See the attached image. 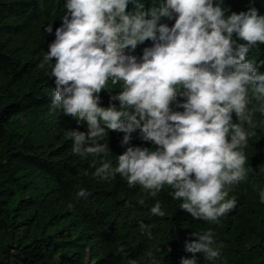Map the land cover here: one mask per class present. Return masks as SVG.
<instances>
[{
	"label": "clouds",
	"instance_id": "clouds-1",
	"mask_svg": "<svg viewBox=\"0 0 264 264\" xmlns=\"http://www.w3.org/2000/svg\"><path fill=\"white\" fill-rule=\"evenodd\" d=\"M222 3L63 0L58 16H51L52 26L44 29H55V39L40 64L55 61L49 73L55 83L49 112L60 110L78 125L86 123V132L71 129L67 137L73 141L72 154L93 158L94 178L110 181L119 175L129 188L139 185L152 198L167 186L169 195L181 201L180 210L210 224H219L235 208L237 200L229 191L252 171L243 152L255 134L250 129L264 126L254 121L257 112L264 116V74L248 58L264 44V15L243 4L226 13ZM146 40L153 46L139 60L126 52ZM117 85L121 91L110 100L119 107H102L99 93ZM172 103L183 111H173ZM108 130L122 132V144L139 130L142 141L157 147H128L113 166L103 158L111 152ZM88 195L83 188L76 193L77 198ZM259 200L264 203V188ZM137 202L143 205L145 199ZM150 212L165 216L159 200ZM140 228L146 230L142 222ZM191 235L196 239L185 241V251L193 256L181 264H196V253L208 262L219 258L223 245L212 229ZM117 251L128 255L123 245ZM127 264L138 262L129 258Z\"/></svg>",
	"mask_w": 264,
	"mask_h": 264
},
{
	"label": "trees",
	"instance_id": "trees-1",
	"mask_svg": "<svg viewBox=\"0 0 264 264\" xmlns=\"http://www.w3.org/2000/svg\"><path fill=\"white\" fill-rule=\"evenodd\" d=\"M62 2L0 0V264H127L129 258L138 264H181L182 258L193 256L185 251V241L196 239L191 233L208 229L223 245L220 256L208 262L196 253V264H264V203L259 200L264 188V126L250 129L255 134L243 152L252 171L229 191L237 203L219 224L180 210L181 201L169 195L172 189L167 186L152 198L139 185L129 188L119 175L98 180L91 175L93 158L71 153L73 141L67 133L86 132V123L78 125L60 110L49 112L55 88L49 73L55 61L40 67L55 39V29H44L52 26L51 16H58ZM221 6L226 13L255 7L264 15V0H223ZM152 46L146 40L126 52L139 60ZM248 58L255 59L258 73L264 74V44L253 48ZM119 91L118 85L102 90L100 105L119 107L110 100ZM170 107L183 111L174 103ZM232 118L236 122L235 113ZM254 121L260 125L264 116L257 112ZM123 135L108 130L111 152L103 158L113 166L128 147H157L142 141L139 130L128 144L121 143ZM84 169L89 175L82 174ZM80 188L89 193L87 198H77ZM139 198L145 199L143 205ZM157 200L163 217L150 212ZM141 222L146 230H141ZM121 245L127 256L117 251ZM149 251L152 257L146 255Z\"/></svg>",
	"mask_w": 264,
	"mask_h": 264
}]
</instances>
